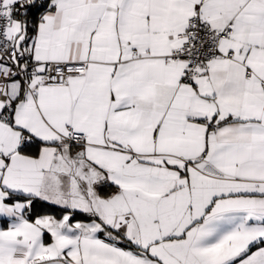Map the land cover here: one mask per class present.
Here are the masks:
<instances>
[{"label": "snow or ice", "instance_id": "6c2138e0", "mask_svg": "<svg viewBox=\"0 0 264 264\" xmlns=\"http://www.w3.org/2000/svg\"><path fill=\"white\" fill-rule=\"evenodd\" d=\"M0 264H264V0H0Z\"/></svg>", "mask_w": 264, "mask_h": 264}]
</instances>
